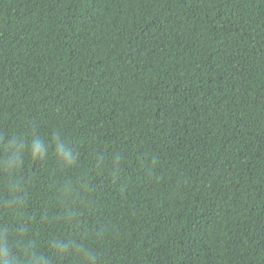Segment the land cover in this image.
Wrapping results in <instances>:
<instances>
[{"label":"trees","instance_id":"1","mask_svg":"<svg viewBox=\"0 0 264 264\" xmlns=\"http://www.w3.org/2000/svg\"><path fill=\"white\" fill-rule=\"evenodd\" d=\"M0 228L18 264H264V0H0Z\"/></svg>","mask_w":264,"mask_h":264},{"label":"clouds","instance_id":"2","mask_svg":"<svg viewBox=\"0 0 264 264\" xmlns=\"http://www.w3.org/2000/svg\"><path fill=\"white\" fill-rule=\"evenodd\" d=\"M46 143L40 137H35L31 141V153L34 158H42L46 155ZM57 152L61 162L69 166L75 161V155L71 148L62 141L57 143ZM5 169L8 171V200L10 207L18 208L21 204V194L23 192V183L15 175L17 169L23 164V153L16 141L9 142L6 151V159L3 161ZM7 229L0 228V264H18L16 258L12 255V249L7 237ZM66 247V245H61ZM42 261L43 258H40ZM30 264H36V257L30 261Z\"/></svg>","mask_w":264,"mask_h":264}]
</instances>
